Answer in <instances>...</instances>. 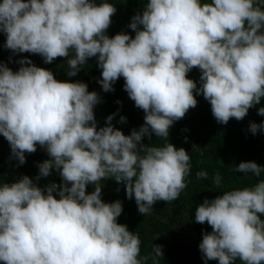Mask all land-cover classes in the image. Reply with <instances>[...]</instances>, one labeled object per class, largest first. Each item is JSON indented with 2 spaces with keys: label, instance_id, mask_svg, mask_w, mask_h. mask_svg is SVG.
<instances>
[{
  "label": "clouds",
  "instance_id": "clouds-1",
  "mask_svg": "<svg viewBox=\"0 0 264 264\" xmlns=\"http://www.w3.org/2000/svg\"><path fill=\"white\" fill-rule=\"evenodd\" d=\"M141 1L130 4L137 13L129 25L135 36L124 27L130 36L113 37L106 31L116 8L107 2H0L6 48L39 54L46 64L67 57L70 77L95 57L103 91H114L113 84L123 77L124 90L145 113L144 124L130 135L111 125L112 115L97 130L99 96L86 83L57 81L51 71L23 59L15 72L0 63V134L20 165L25 153H36L34 175L42 180L40 187L53 168L58 170L46 189L28 176L0 184L4 264H142L141 241L117 222L122 203L101 199V180L125 182L127 198L135 199L142 215L159 201L177 200L190 172L188 152L171 143L138 147L142 138L153 133L167 138L173 123L196 107L194 91L203 95L202 106L220 124L242 120L264 97V10L254 6L255 0ZM193 68L201 72L199 87L187 78ZM258 114L264 116V107ZM125 121L121 116L120 122ZM258 130H264V123H250L251 133ZM38 144L50 159L38 152ZM249 159L235 171L263 175L264 162ZM198 175L205 177L202 181L209 178L205 172ZM254 175L245 187L255 183ZM88 184L95 185L90 194ZM262 216L264 181L205 198L194 213L196 223L212 229L198 246L205 264H235L237 259L264 264ZM153 251L163 256L162 246L153 245Z\"/></svg>",
  "mask_w": 264,
  "mask_h": 264
},
{
  "label": "rangeland",
  "instance_id": "rangeland-1",
  "mask_svg": "<svg viewBox=\"0 0 264 264\" xmlns=\"http://www.w3.org/2000/svg\"><path fill=\"white\" fill-rule=\"evenodd\" d=\"M263 1L264 0H255L254 6L260 7L264 10V7L262 6ZM0 2H2V0H0ZM201 2L211 3V0H201ZM127 3L128 5H126ZM131 3L132 0H125L124 2L123 12L127 13H122V20L125 22L122 28L126 27L131 29L129 25L132 17L137 14L131 10ZM119 11L121 12V8ZM117 20L118 19L111 18L110 25L115 26V24H118ZM132 31L135 36V31ZM262 31H264V29H262ZM114 32L115 35L120 33L129 35V31L127 30L121 31L117 29L114 30ZM5 43L6 34L0 32V63L5 64L12 71H18L22 66L19 61L23 59L31 61V63L37 67L51 71L57 81L83 82L87 84L88 91L96 92L99 96V102L94 107L97 130L108 125L107 117L110 115L113 116V119L110 122L111 125L122 131L124 135H130L133 129L139 130L141 127V125L136 123L129 125L127 115L121 112L120 108L116 113L108 112V109L111 107V101L116 94L110 93L109 91H103L102 86L98 83L102 69L97 66V58H89L77 75L70 77L67 75V57H58L52 63L46 64L44 63L43 57L39 54L13 52L5 47ZM24 66L28 65L25 64ZM200 75V70L198 68H193L187 74V78L196 82L197 87H199ZM124 83V78L120 77L116 83H114L116 84L114 92L120 90L124 86ZM194 96L197 100V105L196 107L189 109L186 114L189 116L190 121L199 120L204 125V129L201 130L203 138L200 137L196 139L195 137H192L190 139L187 135L179 141H171L168 137H158L160 144H158L157 147H162L167 143H171L177 149H185L190 157V172L185 177L186 187L181 191L177 200L170 203L159 201L154 204L152 210L146 215H142L138 212V206L135 199L127 198L125 182H117L112 178L102 179L100 182L102 188L101 199L105 203H112L117 200L122 203L123 211L117 218V222L126 225L127 229L140 239V256L138 259L142 261V264H205V260L202 258V253L198 246L202 241L203 233H210L212 229L207 223H196L194 213L197 206L202 203L205 198L211 200L222 194L217 192L216 195L208 197L210 193H205V191L211 187H215L216 190H219L220 185L214 180L210 187L202 190V188L197 187V185H202L201 181L205 177L199 176L198 173L205 172L207 173L206 177H208L212 170H218L220 167H224L226 161L217 153L218 143L212 141L208 135L214 130L215 124L213 120L215 118L212 114H208L205 108L207 116H204L203 113L199 114V112L202 111L203 95H197L194 91ZM119 105L123 104L119 103ZM261 107H264V97L261 98L259 104L248 110L247 115L242 120L238 121L235 118H231L228 121V124L231 123L233 126H238L245 133L249 132L250 123L254 122L257 125L258 121H261L260 124L264 123V116L258 114V109ZM121 116L126 117V121L123 123L120 122ZM124 123H127V125L124 126ZM258 131H261L259 132L261 136L260 140L264 143V130ZM1 138H3L2 134H0V139ZM147 138L148 136L146 135L142 140ZM36 147L38 152L44 156L45 160L50 159L44 147H41L39 144L36 145ZM57 174L58 170L53 168L50 175L46 177V185L40 187V183L38 187L46 189L47 185L55 183L54 176ZM86 190L89 194L92 193L95 190V185L88 184ZM53 195L57 199L60 198L58 192H54ZM185 197H187L188 202L185 207H183L182 201ZM171 219H176L177 223H174ZM153 245L162 246V257H157L155 255ZM0 264H4V262L0 261ZM207 264H218V261L208 260ZM235 264H242V262L237 259Z\"/></svg>",
  "mask_w": 264,
  "mask_h": 264
},
{
  "label": "trees",
  "instance_id": "trees-1",
  "mask_svg": "<svg viewBox=\"0 0 264 264\" xmlns=\"http://www.w3.org/2000/svg\"><path fill=\"white\" fill-rule=\"evenodd\" d=\"M134 5H137L141 0H134ZM96 3L107 2L115 6L116 12L111 17L113 19H118V24L115 26L110 25L107 29L106 33L109 34L110 37L115 35L114 30H123L125 22L122 20V13L124 10V2L125 0H94ZM128 5V3L126 4ZM125 5V6H126ZM262 6L264 7V1L262 2ZM257 7V6H256ZM121 8V12L119 9ZM4 56V54H3ZM93 74V72H92ZM90 74V75H92ZM102 79V76L100 77ZM116 83V82H115ZM116 87V84H113V89ZM110 93H115L116 95L113 97L110 108L108 112L116 113V111L120 108V111L127 115L129 125L133 124H144V116L145 113L142 109L136 108L134 106V101L131 100L124 90V86L118 90L117 92L109 91ZM122 103L123 105H119ZM135 111H134V109ZM204 116H207L204 107L202 106V111ZM261 121H258V125H260ZM216 126H214L213 132L209 133V137L212 141L218 143L217 153L220 157H222L226 161V165L224 167H220L218 170H212L211 173H216L220 178L219 182V190H216L215 187H211L206 190L205 193H210L209 196H214L219 193H223L226 191H231L235 189H243V188H251L255 186L260 181H264V174L259 177L255 176L253 173H239L235 171L236 165L241 162H244V159L250 158L249 161H254L257 163V160L264 162V143L259 140L260 135L259 132L256 134L249 132H244L238 126H233L231 123L220 124L216 120L214 121ZM124 126L127 123L123 124ZM204 129V125L199 120H189L188 115H185L182 119L173 123V125L169 129V140H181V138L188 135L191 139L195 137L196 139L202 137L201 130ZM261 132V131H260ZM203 138V137H202ZM159 138L155 136V134H151L148 136V140H141L138 144V147L143 146H154L157 147L160 142ZM26 161L24 164L20 165L18 160L13 156L11 152V148L9 142L3 137L0 139V184L7 183L12 184L17 182L23 176H28L32 179L33 183L37 186L40 185L41 179H36L34 175V164L39 157L36 153H25ZM254 175L255 181L252 180L251 184L255 182L252 186L245 187L249 183L251 178L248 176ZM214 175L209 176L205 181H201L202 185L198 184L197 187L205 189L212 185L210 179H213ZM187 197L182 201V206L185 207L187 204ZM264 219V216L261 217ZM174 223H177L176 219H171Z\"/></svg>",
  "mask_w": 264,
  "mask_h": 264
}]
</instances>
